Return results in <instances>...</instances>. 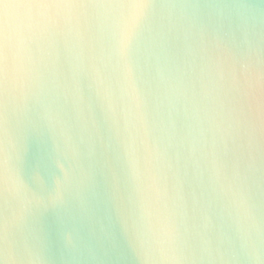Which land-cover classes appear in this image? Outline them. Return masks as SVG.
<instances>
[{
  "label": "clouds",
  "instance_id": "obj_1",
  "mask_svg": "<svg viewBox=\"0 0 264 264\" xmlns=\"http://www.w3.org/2000/svg\"><path fill=\"white\" fill-rule=\"evenodd\" d=\"M262 47L264 0H0V264H43L29 222L85 186L98 142L143 264H264Z\"/></svg>",
  "mask_w": 264,
  "mask_h": 264
},
{
  "label": "water",
  "instance_id": "obj_2",
  "mask_svg": "<svg viewBox=\"0 0 264 264\" xmlns=\"http://www.w3.org/2000/svg\"><path fill=\"white\" fill-rule=\"evenodd\" d=\"M253 2L259 6V0ZM257 55L261 61L257 67L264 70V47ZM62 66L67 69L66 64L62 63ZM80 83L85 101L90 104L85 115L90 123H95L99 136L105 138L107 125L87 73H81ZM67 107L69 117L74 121L71 106ZM44 151V144L35 139L29 141L22 162L25 177ZM95 159L90 179L82 189L73 191L64 206H50L35 214L29 222L26 235L29 243L38 246L43 264H143L131 242L122 173L111 153L105 151L99 142ZM191 190V186L185 184V193ZM5 210L0 195V215Z\"/></svg>",
  "mask_w": 264,
  "mask_h": 264
}]
</instances>
